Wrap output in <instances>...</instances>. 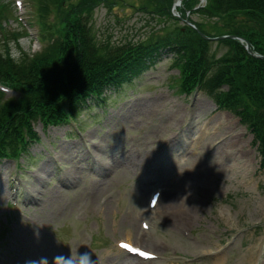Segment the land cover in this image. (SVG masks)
Masks as SVG:
<instances>
[{
  "label": "rangeland",
  "instance_id": "1",
  "mask_svg": "<svg viewBox=\"0 0 264 264\" xmlns=\"http://www.w3.org/2000/svg\"><path fill=\"white\" fill-rule=\"evenodd\" d=\"M23 1L18 9L15 0L6 3L14 2L12 14L29 30V43L38 45L34 55L46 44L39 40L32 3ZM118 1L113 10L100 7L94 14L102 42L110 37L116 45L141 43L177 25L141 13L146 0ZM4 27L8 33L22 31L16 22ZM215 50L220 57L227 47L213 45ZM178 85L173 59L165 57L106 103L92 102L70 125L35 124L39 139L28 153L0 162V264H55L56 257L70 255L78 264L84 252L92 264H264V171L253 135L205 91L185 96ZM218 119L229 125L222 135L215 134ZM165 131L178 133L169 152L156 143ZM234 136L245 156L230 154ZM63 144L70 149L65 156ZM131 148L139 151L127 153ZM109 149L111 169L101 174L97 163L106 161ZM141 161L142 171L133 167ZM77 162L73 173L79 179L63 187ZM98 176L105 178L103 189L93 188ZM155 193L159 199L149 209ZM173 213L183 218H169ZM122 241L156 259L143 263L128 256L118 247Z\"/></svg>",
  "mask_w": 264,
  "mask_h": 264
},
{
  "label": "trees",
  "instance_id": "2",
  "mask_svg": "<svg viewBox=\"0 0 264 264\" xmlns=\"http://www.w3.org/2000/svg\"><path fill=\"white\" fill-rule=\"evenodd\" d=\"M29 1L46 45L14 63L6 56V42L22 34L4 30L14 15L11 4L0 0V29L6 34L0 41V88L13 94L0 89V160L17 159L26 151L36 139L33 124H68L89 102L105 101V92L133 84L168 50L180 71V92L190 95L203 88L221 109L238 115L254 135L264 167V0H206L200 8V0H183L182 20L187 12L204 19H191L197 30L176 21L167 37L122 46L109 38L98 40L93 27L96 10H113L118 0ZM175 1L146 0L139 10L172 19ZM198 30L211 38H242L262 59L249 56L238 40L219 41L229 51L218 58Z\"/></svg>",
  "mask_w": 264,
  "mask_h": 264
},
{
  "label": "bare ground",
  "instance_id": "3",
  "mask_svg": "<svg viewBox=\"0 0 264 264\" xmlns=\"http://www.w3.org/2000/svg\"><path fill=\"white\" fill-rule=\"evenodd\" d=\"M211 105V103H210ZM216 125H220V127H215V134H219V135H222L223 133H221V131H223L224 129H229V125L226 124V123H222L220 121V119H218L217 121V124ZM175 129L177 128L174 127ZM204 135H208L206 131H204L203 133ZM178 135L177 132H170V131H165V136L162 140L159 141V139H157L156 143H158L160 145V149H164L166 148V152H169L170 150H168L167 148H169L168 146V143H171L172 140H174L176 138V136ZM232 140H236V143H233L231 144V149L234 150L233 152H230V154L235 157L237 156L236 153L237 152H241L242 153V156H245L244 155V152L242 150V146H241V142L237 139V136H234V137H231ZM229 144V143H228ZM67 146V144H63L61 147H60V154L65 156L67 151L70 150V149H65ZM222 146H225V143H223ZM138 152L139 150L138 149H135V148H131L130 150L127 151V153H131V152ZM93 154H94V151L89 149L87 151V155H89L90 157H93ZM86 155V156H87ZM112 155V149H109L107 152H106V161L102 164H98L97 162V165H98V172L101 173V174H105L106 170H110L111 169V166L108 165L107 163V158L110 156L111 157ZM62 156V157H63ZM68 158V157H67ZM142 159L145 160V158L142 157ZM75 163V162H74ZM145 161H141V162H138L136 163L133 167L134 168H137L139 170H143L145 167ZM78 162L73 165L69 170L68 172L66 173V175L64 176V179H63V187H66V186H69L71 184H74L73 181L75 182L76 179L78 180L79 178L77 176H75V174L73 173L74 170H76L78 167ZM83 171H79V173L81 174ZM80 179H81V176H79ZM105 181V178L103 176H98L95 178V183L93 185V188L95 187V189H98V188H102V183ZM36 188V185L34 186ZM103 189V188H102ZM32 195L31 196V201L34 202V204L37 206V204L35 203V198H33V193L30 194ZM170 217H175L176 219L178 220H181L183 218L182 214L178 213V214H169V218ZM141 262L143 263H146L145 261L141 260Z\"/></svg>",
  "mask_w": 264,
  "mask_h": 264
},
{
  "label": "clouds",
  "instance_id": "4",
  "mask_svg": "<svg viewBox=\"0 0 264 264\" xmlns=\"http://www.w3.org/2000/svg\"><path fill=\"white\" fill-rule=\"evenodd\" d=\"M30 37L19 36L15 40H8L6 42V56L14 63H20L22 55L31 56L38 48L35 42H31ZM19 45V47H17ZM78 264H92L89 254L87 252L77 255ZM60 261V264H73V256L68 257L58 256L55 258V264Z\"/></svg>",
  "mask_w": 264,
  "mask_h": 264
},
{
  "label": "snow or ice",
  "instance_id": "5",
  "mask_svg": "<svg viewBox=\"0 0 264 264\" xmlns=\"http://www.w3.org/2000/svg\"><path fill=\"white\" fill-rule=\"evenodd\" d=\"M125 247H130L129 245H124Z\"/></svg>",
  "mask_w": 264,
  "mask_h": 264
},
{
  "label": "water",
  "instance_id": "6",
  "mask_svg": "<svg viewBox=\"0 0 264 264\" xmlns=\"http://www.w3.org/2000/svg\"><path fill=\"white\" fill-rule=\"evenodd\" d=\"M249 46V45H248ZM248 50H250V49H248Z\"/></svg>",
  "mask_w": 264,
  "mask_h": 264
}]
</instances>
